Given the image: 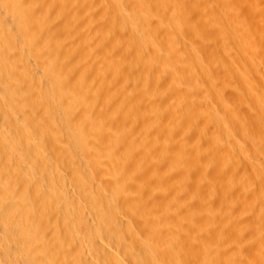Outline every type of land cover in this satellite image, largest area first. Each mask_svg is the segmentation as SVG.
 Listing matches in <instances>:
<instances>
[{
	"label": "bare ground",
	"instance_id": "6f19581e",
	"mask_svg": "<svg viewBox=\"0 0 264 264\" xmlns=\"http://www.w3.org/2000/svg\"><path fill=\"white\" fill-rule=\"evenodd\" d=\"M50 1L51 0L48 2L46 0L44 3L48 4ZM72 1L77 4H82L84 2L81 7L85 6V9L82 10L81 14L86 13L90 7L87 6L86 0ZM89 1L87 0V3L90 5L92 2ZM106 1L98 0L96 2L97 4H94L100 13L102 11L103 15H101L103 17L108 15L109 17L113 10L111 15L112 19H118V17L119 19L123 18L125 13L122 10L114 9L112 6L110 12L109 7L104 4ZM114 1L117 2L118 0ZM137 1L127 0L126 2L129 3L130 9L128 7V11L131 10L130 14L132 12L134 15L136 14V16H133V14L131 16L136 17V20L140 18L139 16H142L141 23L143 22V16H145L147 20L145 21V26L146 23L149 25L148 22L152 21L150 22L151 25L154 24L159 28L160 31L158 29L156 30L157 32L159 31L157 35L162 36L161 39L164 41L161 39L157 40H161L160 42L162 43L165 42V48L162 47V43L158 42V44L155 39L156 43L161 46L163 50H166L165 52L168 55H166L167 58H170V60L176 58L174 61L179 62L178 67L172 68V72L169 69L171 78H176V75H179L182 71L183 66H186V69H190L189 65L195 63L194 61L192 63V59L200 63V66H198L199 63L197 65L196 62V66L198 67H196V71L199 67H201V72L205 71L206 68H203L201 65L202 57L198 53L195 45L198 36L203 33L200 37L201 39H204V37L206 38L204 39L205 41L201 43L204 44L205 47L203 45L201 46L205 49L201 50L203 47L199 49L200 51L209 52V56H207L210 58V61L212 60L217 63V61L221 62L222 58L224 63H227L230 67L228 68V65H226L227 69H231L232 73L234 72L236 76L241 69L240 66H242L243 70L251 77L257 78L263 83L261 87L257 88L248 80H242L241 78L243 77L239 74L238 77L240 81L245 84L249 93L250 103L234 104L232 106L226 103L227 99L226 96H224L226 94L222 93L220 88V92L222 93L220 94L221 96L218 94V91L217 93L213 91V88L211 90L216 93H214L215 95L209 90L211 91L210 94H213L214 97L210 94L208 95L207 92V94L201 93L200 90V94L197 95L196 89L195 95L192 93L190 94V91L186 93L184 91L185 88L183 92L186 94L182 93L179 88V95L175 93V97L179 96L178 100L181 102L180 104H182L181 106H183V110L188 117H190L192 113L202 114L203 108H206V111H208L209 115L212 117L201 118V123L198 124L192 123L190 118L186 117L183 118L186 122L181 120L182 123H173L172 128L169 130V139H174L176 137L181 139L180 147L179 145H177L178 147H174V149L172 147L171 151H173L172 153L174 154L173 158L176 157V161H178L180 165H188L185 168H189L187 169L189 174L192 172L190 171V164L196 168L193 162H197L198 160L200 164L201 162L203 164L206 161H200L202 156L199 157V150H201L200 146L203 145V142H208V148H210V151L208 149L209 152L213 149L215 150L211 152L212 157L213 153L217 152L216 150H218V152L221 150L220 148H214V143L210 139L208 132L206 134V130L208 129L205 131L202 130L204 125L211 121L214 126L220 127L221 122L218 118L221 113L224 115L225 119L224 128L229 132L233 131L241 135V139L244 140L239 147V151H236L237 147L235 149L233 148V150H235L234 153L232 151L227 154L226 157L224 156V159H222L221 156L220 158L218 157L221 160L216 158V160L219 161H213L215 163H213L214 166H212L214 167V171L216 169L217 173H221V175L220 177L219 175L217 176V173L214 174L216 171L214 172L210 169L213 172L210 173L213 175V180L211 178V181L220 184V186H218L219 184L217 185L218 190L208 195L209 197L211 196V200L205 203L206 205L208 204V211L212 216L206 214L207 212L205 213L206 215L204 214L207 207L203 206L205 194H201L202 196L198 195L199 197H203V204L201 200L200 203L199 201L196 202L197 200H190V203L186 200L185 195L191 189H188L190 185L188 184V186L186 183L188 179L184 180L186 186L184 185L183 187L181 185L182 188H180L181 186L179 187V183L177 184V179L182 180L188 173L185 172V168L182 169V174L186 173L185 175L183 174L184 176L181 174V170H179L178 172L182 175L181 178H179L180 174H178L177 179L173 178V180H176V183L174 182L175 184H171H173V187L174 185L177 186L174 187V190L170 188L172 190L171 192L174 193L171 194L167 192L168 195L171 194V196H165L169 201L167 200L165 203L163 199V202L167 204L166 206L169 212L172 211V209L181 212L182 215L179 216L180 213L178 215L181 219L178 218V220L175 221L178 217L177 214H175L177 212L174 213L176 217L173 215L175 219L171 220L169 219L171 214H166L164 213L165 211L162 213L161 211V208L163 209L165 205L161 202L163 206H159L162 200H160L161 194H164L161 193V191L163 192L164 190L163 184L168 190L167 183L171 182L168 179H172V175L175 174L170 175L169 173L170 178L168 176L164 178L165 184L162 180L163 177L161 178L159 176L161 175V173H159L161 172L159 166L157 172L152 168L161 154H165L164 152L168 150V148L163 149V147H160L161 142H159L160 140L157 132L161 129L158 131L156 130L158 127L157 122L161 120L157 119L158 113L155 108L158 110L159 104L163 106L164 103L160 101L158 106H156L157 103L155 101L157 100L159 102L158 98H160L156 96L157 99L154 101L156 107L154 108L153 105L150 104V101L149 104L152 105V107L146 106V108L151 107V109H146L143 116H141V118L143 117V121L140 120L142 129H139V127L136 128L135 125L136 122H139L137 116L140 115V113L136 116V110L130 104V99L128 100V106H126L128 101L126 102L123 96L115 97V94L112 93L113 90L117 89L115 86L121 82V79L125 78L122 73L123 70L120 67L125 58H133L132 55L134 54L138 56L136 53L139 51L134 53L137 51L138 47H136V50L131 47L133 52L131 50L132 54L129 56L130 46L136 40L133 38L134 41L132 42V39L129 38L128 33L125 31V35L128 37L126 38L123 35V39H125L124 44H121L122 46L115 51V56H112V58L114 57L113 65H115V69L120 67L122 72L118 74L123 76L120 82H116L117 84L114 85V89L111 88L110 90V85L108 83L110 81L106 82L105 80L102 84L97 82V85L86 88L83 86V88L78 85V83L77 85L71 84L70 79L65 77L67 74L65 76L51 75V73L56 74L55 72L60 68L59 66H57L58 68L55 67L57 64H60L59 62H56V65L53 61L52 63L48 62L50 68L51 64L53 66L55 65L53 67L55 71L53 72L51 70L50 75H46V71L43 72L44 69L42 65H40L42 66L40 70H36V68L32 69L28 64V59H31V57L30 54L28 55L27 53L35 49L36 43L34 44V42L31 41V37H28L30 40L25 39L23 36L24 34L21 35L18 29L25 24L27 20V11L31 9L34 12L40 13L39 17L41 18V23L39 27L37 26L38 32H48L47 19L49 18L46 19V15L48 16L49 14L43 12V10L47 9V5H43L45 6L43 9L41 5L42 1L39 0H0V264L192 263V260V262H187V258H184V255L188 254L185 252L188 249L185 245H188L189 248L193 250L195 257L192 259L194 261L197 260V262L199 261L198 263L193 262V264H202L201 261L204 260V257H199L201 256L199 253L203 249L206 251H202L204 254L212 253L216 258H221L224 264H264V244L261 237L259 235L257 236V232H255V227H257L256 224L258 225L260 220L264 221V219H261V211L264 210V204L263 202H256V198L251 199V201L248 193L253 190L252 182L254 184L258 181L257 183H262L264 187V53H262L263 58L261 59L256 56V50L264 52V0H237L238 3L234 0H145L146 3L141 1L145 3L141 8L136 6L138 5ZM111 2L109 1L110 5H112ZM140 3L139 5H141ZM51 4H53L52 1ZM86 7L88 8L86 9ZM122 8L120 7V9ZM57 9L58 8H56V10ZM89 9H92V7ZM52 13L53 15L51 18L54 16L55 11ZM78 13L79 16L82 17L80 11ZM100 13L96 14L98 15ZM55 14H57V12ZM130 14L127 13L125 15L130 17ZM35 16L37 15L35 14ZM68 16L70 15L68 14ZM99 16H95V19ZM92 17L93 15L91 14V16L86 18L84 21L86 22V26L90 23H87V20L90 19L91 21V19H93ZM66 18L65 15L61 13L58 14L57 19L61 22V26L62 22L66 23ZM83 19L81 18V21ZM106 19L107 21H111V19L107 17ZM129 19H131V17L128 18L127 21H129ZM49 20L48 22H50ZM81 21H79V23ZM104 21L105 27H103V29H106V24L109 23ZM116 22L122 24V19ZM129 23L126 22L123 25ZM86 26L83 25L84 29ZM98 26L100 25H97V27ZM108 26L110 25H107V29ZM121 26L122 25H120V27ZM88 27L86 28L87 31L89 29ZM56 28H58V26H56ZM210 28L213 29H211L212 34H215V30L219 28L221 29L222 35L223 32H226V36L224 37L223 35L220 36V38L219 35L218 38L212 37L213 35L211 36L210 33H208ZM234 28L237 31L236 34H238V37H235V39V31H233L234 36L232 35L233 33L231 34V30ZM126 29L128 30V28ZM144 29L145 27L143 30ZM122 31L124 34V29ZM139 31H141V28ZM106 32L103 33L104 42H109L112 38H115V36L112 37ZM109 32L108 30V33ZM135 32L138 31L135 29ZM30 33L31 31L28 32V35ZM56 33L55 35H57V37L52 36L55 40L54 42H56L55 37L57 39L59 38ZM58 33L60 34V32ZM94 33L95 32H93V34ZM38 34L33 38H36V36L38 37ZM143 34L144 36L142 37ZM143 34L141 37L145 39L146 35L145 33ZM82 35L87 37L83 38V40L88 39V35L84 33ZM132 35H134V33ZM136 36L134 35L133 37ZM49 37L51 36L49 35ZM130 37L132 36L130 35ZM139 40H141V38ZM148 40L147 38V41ZM151 40H149L150 43H153ZM60 41L63 42L61 38L57 40V42ZM79 42L80 41H78V43ZM95 43L96 41L92 44ZM111 43L113 44V42ZM18 44L23 53L27 52L26 54L30 58L25 60L22 57L25 53L21 54V52L17 51L16 45ZM67 44L69 46V43ZM149 44L146 43L143 47H141L142 44L139 46L144 49L146 48L145 46L149 47ZM234 44L238 47H234ZM71 45L77 46L75 44ZM47 46H49V44H47ZM50 47L54 54L55 51L61 50V45L59 43L51 45ZM45 48L46 47H44V49ZM235 48L237 51L233 53L232 50ZM49 49V47L48 50L47 48L45 49L46 54L47 52L49 53ZM87 49L85 48V51ZM100 49L98 50L102 52L103 50ZM62 50L65 51L63 52V57L60 55L62 59L61 57L58 58L61 59V63L63 64L67 60V55L64 53L68 54L66 51L70 50V48L68 47L66 50V45L65 47L62 45ZM141 50L140 52H142ZM149 50L150 55L149 52L148 54L145 52L148 56L145 58L146 61L148 58L149 61L152 60V62H154L153 60L156 56L152 59V55L157 54L161 58L165 55V52H162L163 50L159 51V48L157 49L158 51H156V49L151 50L150 48ZM226 50H230L232 53H227L228 59L225 58V61L221 53ZM85 51L82 50L78 52L81 59L89 54H86ZM151 51H154V54ZM9 52L12 53L13 57H11ZM104 52L107 53V51ZM70 53L71 52H69V54ZM27 55L25 56L28 57ZM35 55L37 56V54ZM101 55L102 54L98 55L99 58ZM172 55L175 56V58ZM76 56L77 55H75V58H77ZM170 56H172V58ZM10 57L14 59L11 60ZM203 58L206 59V57ZM103 59L106 60L104 57ZM37 60L39 59L37 58ZM131 60L134 61V58ZM144 60H141L142 63H144ZM209 60L207 64H209ZM48 63H44L45 68L49 67ZM97 63L99 64V62L96 61V65ZM221 64L215 65V68L212 69L213 73H210L214 75V72H217L218 68L216 66H221ZM144 65L146 64L144 63ZM172 65H174V63ZM223 65L222 68L225 67ZM193 66H190L191 70ZM208 66L209 65H207V67ZM211 67L213 66L211 65ZM95 68L92 70L96 73ZM139 68H143V66ZM144 68L141 69L142 72H144ZM222 68L220 67L221 70ZM104 69L106 68L104 67ZM104 69L101 71H105ZM115 69H113V72L117 73L119 70ZM45 70L49 72L48 70L50 69ZM124 70H128V68ZM130 71L132 73L135 72L133 70ZM185 71L187 74V70L183 69V73ZM223 71L224 70L221 72ZM131 72L130 74L132 76H138L137 70L134 73H137V75ZM191 72L188 71L189 74H191ZM198 72L200 73L199 70ZM205 72L207 76L210 74L207 71ZM102 73L103 75L105 74L104 72ZM112 74L111 72L110 74L108 73L109 76ZM211 74L210 78L213 79ZM205 76L206 75H204L203 78L210 80L209 77ZM216 76L218 75H215V78ZM114 77L115 76H113V78ZM171 78H169V80ZM187 78H189L188 75ZM191 78L192 77L189 79ZM173 79L174 78L171 80ZM193 79H195V77ZM88 80L93 81L91 78H88L85 84H88ZM99 80L101 82L102 79L98 78L97 81ZM107 80H110L108 76ZM126 80L128 81L127 77ZM178 81L179 80L175 82L179 84ZM111 82L113 83V79H111ZM212 83L214 85V82ZM120 84H122V82ZM189 85L190 84L187 86ZM117 86L119 87V84ZM124 88L123 90H126ZM139 91L141 92L140 87ZM127 92L130 93L128 89L126 90V93ZM140 92L139 95L137 94L140 96L139 98H141L140 94H143V91ZM126 93L125 95H127ZM171 93H173V91L170 89L168 94L171 95ZM144 95L145 94H143V96ZM172 95V99L175 98L174 95ZM134 96H132V98ZM150 96L152 95H149V97ZM135 97L133 100L139 102L140 99L137 100L138 97ZM143 100L145 99H142V101ZM174 100L171 103L175 105L176 99ZM145 101L142 104H144ZM140 103L141 102H139V105ZM143 106L144 105L140 107ZM165 107H168V105ZM153 108L155 111H152ZM109 109H113V111ZM144 109H142V111ZM70 110L77 113V117L71 113L70 121L71 119L74 121L73 127L71 125L72 128L68 125V122L67 124L66 122L63 123L64 120L62 121V118H60V120L58 119V117L63 116L64 113L66 115V112ZM110 111L111 113L109 114ZM182 114L183 113H181L180 116H182ZM177 120H179V118ZM183 123H186L187 125H185L187 127L184 126ZM191 139H196L195 142L197 145L191 144L192 146H189V141L192 143ZM234 144H236V142L232 144V147H234ZM19 147H23L24 151H21ZM162 149L164 152L162 151L163 153L159 156V150ZM218 152L217 154L220 156L221 153L219 152V154ZM196 162L195 164L198 163ZM199 169H201V167ZM170 170H172V168H170ZM165 171H167V169ZM202 171L203 170H200V172ZM197 172L199 173L198 170ZM222 175H224V178L226 177V181L223 183L220 182ZM215 176L216 179H218L217 182H214L216 181ZM198 180L196 178V181ZM221 181L223 180L221 179ZM216 184H214V186ZM198 187L196 186L195 189ZM170 189L168 190L169 192ZM207 189L206 191L200 190L206 193ZM192 190L193 189H191V193H189L194 195ZM196 191L197 193L199 192L198 190ZM209 191L210 190H208V192ZM127 194H129L130 197L127 198L126 202V199L124 200L123 198L126 197ZM188 194V198L191 199L192 196L189 197L190 194ZM208 196L207 198H209ZM250 197L252 198L253 196L251 195ZM207 198L205 197V199ZM159 207L161 213L158 210ZM164 209H166V207ZM119 213H122V215ZM256 230L258 231L259 229ZM254 244L261 246L262 249H258ZM183 247H185V251L182 250ZM182 251H184V253ZM195 252H199L198 257L202 259L201 261L199 258H196L197 255ZM120 256L127 262H124ZM187 256L189 257L191 254L189 253ZM219 258H217L219 263L215 259H213V262L215 260L216 262L214 263L220 264L221 261ZM210 259H212V257ZM209 264L212 263L210 262Z\"/></svg>",
	"mask_w": 264,
	"mask_h": 264
},
{
	"label": "rangeland",
	"instance_id": "374dc122",
	"mask_svg": "<svg viewBox=\"0 0 264 264\" xmlns=\"http://www.w3.org/2000/svg\"><path fill=\"white\" fill-rule=\"evenodd\" d=\"M39 1H42V3H41V5H42V8L44 9V7L46 6L47 7V9H45V10H43V12L45 13L46 12V14H49L48 16L46 15V19L47 18H49V19H47V30H48V32H50V33H48L47 31L45 32V33H39L38 32V27H39V24L41 23L40 21H41V18L39 17L40 16V13H38V12H34L33 10H31V9H28V11H27V20H26V22H27V24H28V22H29V24L27 25L26 24V22H25V24L22 26V27H19V33L21 34V35H23L24 36V38L25 39H27V40H30L31 39V41L32 42H34V44H35V49L34 50H32L31 52H24L25 53V55H29L30 54V57H31V59H28L29 60V66L30 67H32V69H35L36 68V70L38 69V70H40L41 69V67L44 69H42L43 70V72L44 71H46V75H50V71L52 70L53 72L55 71L54 70V66L57 64L56 62H59L60 64L58 65H56L55 67L56 68H58L57 66H59L60 68H58L57 69V71L55 72L56 74H54V73H51V75L53 74V75H63V76H65L66 74H67V76H65L66 78H69L70 79V83L71 84H75V85H77V83H78V85H80L81 87H91L92 85H97L98 83L99 84H102L103 82H104V80L106 81V82H108V81H110V82H108L109 83V85H110V90H111V88H115V87H117V89L116 90H113L112 91V93L113 94H115V97H118V96H120V97H122L123 96V98L126 100V102L129 100V101H131V102H135V100H133V98L135 97V98H137L138 97V99L137 100H139L140 99V101L139 102H141L140 103V105H139V102H135L134 104L133 103H131L130 102V104L134 107V109L136 110V116H137V114H139L140 113V115H138L137 117V120H139V122H136V125H135V127L137 128V127H139V129H142L141 127H142V125H141V122H140V120H142L143 121V117L141 118V116H143V113L145 112V110L147 109V110H149V108L151 109V107H152V105H153V107L155 108L156 106H158V103H160V101H161V103H164V105L162 106V105H160L159 104V108H158V110H157V108H155V110L157 111V113H158V118L157 119H160L161 121L159 122H157V128H156V130L158 131L159 129H161V130H159V131H161V132H157V134L159 135V142H161L160 143V147H163V149H165V148H168V150L166 151V152H164V150L162 149V150H159V156H160V154L161 153H165V154H161V156L159 157V159H157V162L155 161V163H154V166H152V168L153 169H155V171L157 172L159 169H160V171L161 172H159V173H161V175H159L161 178H162V180H163V182H164V178L165 177H169L170 178V175H172V174H177V175H172L173 177H172V179L170 180V179H168L169 181H171V182H168L167 183V186H168V190L171 188L172 190H174V187L175 186H177V185H174V187H173V184H175L176 182V180L175 179H177V177H178V174H180L178 171L179 170H181L180 172H181V174H182V169L183 168H185V167H187L188 165H180V163L178 162V161H176L177 159H176V157H174L173 158V156H174V154L172 153L173 151H171L172 150V147H173V149H174V147H178L177 145H179V147H180V138L179 137H176V138H174V139H169L168 138V133H169V130L172 128V124L174 123V124H176L177 122H181V120H183V122H186L183 118H186V117H188V115H186V113L184 112V110H183V106H181L182 104H180L181 102H179V100H178V97H175L176 96V94L177 95H179V89H180V91L182 92V93H189V91H190V94L192 93L193 95H195L194 93H195V89H196V94L198 95V94H200V91H201V93L203 92L204 94H207L208 93V95L210 94V92L212 91L211 89L213 88V91H215L216 93H217V91H218V94L220 95V94H222V93H224V94H226V95H224V96H226V99H227V101H226V103L227 104H229L230 106H232V105H237V104H243V103H250V98H249V93H248V91H247V89H246V87H245V84L243 83V82H241L240 81V78L238 77V75L240 74V76L241 77H243V78H241L242 80L244 79V80H248L250 83H252V84H254L257 88L258 87H261V85H263V83H261L257 78H253V77H251L245 70H243V68H242V66H240V70H239V73H238V75L236 76L235 74H234V72L232 73V70L231 69H227V66L226 65H228L227 63L225 64L224 63V61L222 60V58H221V62H222V64H221V62H219V61H217V63L220 65L221 64V66H216V67H218L217 68V72L215 71L214 72V75L213 74H211V73H213L212 71V69L213 68H215V65H218L216 62H214V61H210L209 59L210 58H208V56H209V52L208 51H200V49L199 48H201V47H203L204 46V44H201V43H203L202 41H205L204 39H206L205 37H204V39H201V37L200 36H202V34L203 33H201V35L200 36H198V39H197V43L195 44L196 45V48H197V50H198V53L201 55V57H202V61H201V65L203 66V68H206L205 69V71H207L208 73H210L212 76L211 77H213V79L212 78H210V74H208V76H207V74H206V72L204 71H202L201 72V70H200V68L201 67H199V71H200V73L198 72V70L196 71V60L195 59H192V63H193V61L195 62V63H193L194 64V66H193V64H191V62H190V64L191 65H189V68L190 69H186L187 67L186 66H183V68H182V71L180 72V74L179 75H176V78L175 77H172V78H174L173 80H171L172 78H171V73H169L171 70L173 71V69L172 68H175V67H178V64H179V62H176V61H174L176 58H175V56H173L175 59L173 60V59H171L170 60V58H167L166 57V50H163L162 49V47H164V44H165V42H160L162 39H161V37L162 36H158L157 34L159 33V28L156 26V25H154L153 23V25H151V23L150 22H152V21H150V22H148L149 23V25L146 23V26H145V21H147L146 20V17L145 16H143V22L141 23V21H142V16H139L140 18L139 19H135L136 17H133V16H136V14L134 15V13L132 12L131 14H130V12H131V10H129L128 11V7H129V3H126L127 2V0L125 1H123V0H118L117 2H115L114 0L112 1V0H108V1H106V0H104V1H106L104 4L105 5H107V7H109V10H110V12H111V10L112 9H110L111 8V6L114 8V9H119V10H122L125 14H127V13H129L130 14V17H131V19H129V21H127L128 20V18H130V17H127L125 14H124V16H123V18H120L119 19V17H118V19L119 20H121L122 19V24L121 23H117L116 21H118L119 22V20L117 19V18H115V19H112V13H113V10H112V12H111V15H109V17H108V15H105L104 17L102 16L103 14H102V11H101V13L98 11V9L96 8V5H94V4H97L96 2L98 1V0H90L92 3V6H91V4L89 5V3H87V0L85 1L86 2V4H87V6L89 7H92V9H89L88 7H86V9L88 8V10H87V12L86 13H84V14H81L82 13V10L83 9H85V6L82 8L81 7V5L82 4H84V2L81 4V3H76V2H73L72 0H55V1H53V0H51L52 1V3L53 4H51V1H50V3H44L46 0H39ZM48 2H49V0H47ZM70 1H71V3H70ZM89 1V0H88ZM89 1V2H90ZM109 1L112 3V5H110V3H109ZM121 1V2H120ZM132 1H135V0H132ZM137 1V0H136ZM141 1H143V2H145V0H138L137 2H138V5H136V6H139V8H141L143 5H145V3H143V2H141ZM146 1H148V0H146ZM234 1H236L237 2V0H234ZM73 2V3H72ZM141 2V3H140ZM59 3V4H58ZM122 3V4H121ZM125 3V4H124ZM134 3V2H133ZM136 3V2H135ZM139 3L141 4V5H139ZM143 3V4H142ZM238 3V2H237ZM71 4H73V5H71ZM137 4V3H136ZM43 5H45V6H43ZM60 5V6H59ZM62 5V6H61ZM64 5V6H63ZM69 7H68V6ZM123 5V6H122ZM49 6H50V8H49ZM57 6V7H56ZM71 6V7H70ZM95 6V7H94ZM120 7L122 8V9H120ZM49 8V9H48ZM56 8H58L57 10H56ZM62 10H61V9ZM138 8V7H137ZM125 11H124V10ZM127 9V10H126ZM129 9H130V7H129ZM31 10V11H30ZM70 10V11H69ZM73 10V11H72ZM95 10H96V12H95ZM55 11V13L57 12V14H55L54 13V16H55V18L57 17L58 18V14H62V15H65L67 18H66V20L68 21H65L66 23H64V22H62V26H61V22L56 18H54V16L51 18V16L53 15V13L52 12H54ZM80 11V14H81V16L82 17H80L79 16V12ZM30 12V13H29ZM48 12V13H47ZM84 12H85V10H84ZM32 13V14H31ZM38 13V14H37ZM50 13H51V15H50ZM96 13H100V14H96ZM0 14H1V12H0ZM35 14L37 15V16H35ZM68 14L70 15V16H68ZM91 14L93 15V19H91V21H90V19L89 20H87V23H89L87 26H86V22H84L85 20H86V18L87 17H89V16H91ZM96 14V15H95ZM102 14V15H101ZM133 14V16H131ZM99 16V15H101V16H99V17H102V18H97L96 17V19H98V20H96L95 19V16ZM50 16V17H49ZM39 17V18H38ZM80 17V18H79ZM106 17L108 18V19H111V21H107V19H106ZM132 17H133V19L135 20V22H134V20L132 19ZM145 17V18H144ZM37 18V19H36ZM81 18L83 19L82 21H81ZM126 18V19H125ZM138 18V17H137ZM53 19H54V21H53ZM70 19V20H69ZM96 21H95V20ZM104 19H105V21H104ZM125 19V20H124ZM141 19V20H140ZM48 20L50 21V22H48ZM95 22H94V21ZM114 20V21H113ZM126 21V22H130L129 24H125V25H123L124 23H126V22H124V21ZM131 20V21H130ZM133 20V21H132ZM140 22H139V21ZM79 21H81L80 23H81V25H80V23H79ZM103 21L104 22H106L107 21V23H109V24H106V29H107V25H110V26H108V29L106 30V29H103V27H105L104 26V23H103ZM82 22H83V24H82ZM121 22V21H120ZM139 22V23H138ZM50 23V24H49ZM68 23V24H67ZM73 23V24H72ZM99 23V24H98ZM102 23H103V25H102ZM116 23H117V25L118 24H120V25H122L121 27H120V25H116ZM136 23V24H135ZM34 24V25H33ZM55 24V25H54ZM77 24H78V26H77ZM25 25H26V27H25ZM59 25H60V27H59ZM80 25V26H79ZM83 25L84 26H86L85 27V29H84V27H83ZM97 25H100V26H98L97 27ZM137 25H138V27H137ZM33 26H35V27H33ZM38 26V27H37ZM51 26H52V28H51ZM54 26V27H53ZM56 26H58V28H56ZM89 26V27H88ZM102 26V27H101ZM114 26V27H113ZM116 26V27H115ZM135 26H136V28H135ZM140 26V27H139ZM152 26V27H151ZM89 28L88 29V31H87V29L86 28ZM100 27V28H99ZM128 28V30L126 29V28ZM133 27V28H132ZM145 27V29L143 30V28ZM80 28V29H79ZM81 28H83V29H81ZM121 28H123L124 29V34L122 33L123 31V29H121ZM141 28V31H139V29ZM213 28V27H212ZM212 28H210V30L208 31V33H210V35L212 36V37H216V38H218V35H219V38H220V36H223L224 35V37L226 36V32H223V35H222V32H221V29H219V28H217V30H215L216 32H214L215 34H212V30L214 29H212ZM31 29V30H30ZM51 29V30H50ZM53 29V30H52ZM111 29V30H110ZM129 29H130V31H129ZM131 29H133V30H131ZM135 29H136V31H138V32H135ZM159 30L158 32L156 31V30ZM212 29V30H211ZM50 30V31H49ZM55 30V31H54ZM104 30H106V31H104ZM108 30L110 31L109 33H108ZM148 30V31H147ZM29 31H31V35L29 34L28 35V32ZM60 32V34L58 33V32ZM125 31H126V33H128V36H129V38H131L132 39V42L134 41V40H136L137 41V43H136V41L135 42H131L132 43V45L130 46V54H129V56L132 54L131 53V50L132 49H134L135 48V50H136V47H138V49H137V51H135L134 53H136V52H138V53H136V54H138V56L136 57L135 56V54L134 55H132V57L134 58V61L133 60H131V59H133V58H131V57H126L125 58V60L123 61V63L121 64V68H122V70H123V72H122V70H121V68L120 67H118V68H116L115 69V65H113V60H114V57L112 58V56H115L114 54H115V51L119 48V47H121L123 44H124V42H125V39H123V35L126 37V33H125ZM127 31H129V32H127ZM132 31H133V33H134V35L136 36V34H137V36L136 37H133L134 35H132L133 33H132ZM146 31V32H145ZM233 31H235V34L237 33V31H236V29L234 28L233 30H231V34L234 36V32ZM57 32V33H56ZM87 32V33H86ZM93 32H95L94 34H93ZM104 32H106L107 34H109L110 36H112V37H114L115 36V40L113 39H111V41H107V42H104L103 41V33ZM156 32V33H155ZM34 33V34H33ZM39 33V34H38ZM54 33V34H53ZM55 33L56 34H58V39H62V41L63 42H57V35H55ZM76 33V34H75ZM85 34V35H88V39L86 40V39H84L83 40V38H87L86 36H84V35H82V34ZM91 33V34H90ZM131 33V34H130ZM141 33V34H140ZM143 33H145V35H146V37H145V39H143L142 37L144 36V34ZM147 33V34H146ZM155 33V34H154ZM162 33V32H161ZM5 34V33H4ZM27 34V35H26ZM38 34V37L36 36V38H33V37H35V35H37ZM143 34V35H142ZM43 35V36H42ZM49 35L51 36V37H49ZM130 35L132 36V37H130ZM141 35H142V37H141ZM154 35V36H153ZM160 35H162V34H160ZM209 35V34H208ZM215 35V36H214ZM238 34H236L235 36H234V39H235V37L237 38L238 36H237ZM43 38H42V37ZM54 36H56L55 37V39H56V42H54L55 40H54V38L53 37ZM80 36V37H79ZM127 36V37H128ZM205 36V35H204ZM27 37V38H26ZM28 37H31L30 39L28 38ZM49 39H48V38ZM124 37V38H125ZM126 37V38H127ZM153 37V38H152ZM157 37V38H156ZM41 38V39H40ZM46 38V39H45ZM51 38V39H50ZM67 38V39H66ZM90 38V39H89ZM122 38V39H121ZM133 38H134V40H133ZM136 38V39H135ZM141 38V40H139ZM147 38L149 39V40H151V42H153V43H150V41L148 40L147 41ZM203 38V37H202ZM33 39H34V41H33ZM64 39V40H63ZM77 39H79V40H77ZM97 39H99V40H97ZM143 39V40H142ZM155 39H156V41H157V43L159 42V43H162V47L161 46H159L157 43H156V41H155ZM157 39H161V40H157ZM83 40V41H82ZM122 40V41H121ZM154 40V41H153ZM74 41H75V43H74ZM76 41H77V43H78V41H80L78 44L76 43ZM94 41H96V43L95 44H92ZM97 41H98V43H97ZM141 43L142 41V46L141 47H143L146 43H150L149 44V47L148 46H145L146 48H144V49H142L139 45H141L139 42ZM162 41H164V40H162ZM41 43V45H40V43ZM45 42V43H44ZM48 42V43H47ZM103 42H104V44H103ZM111 42H113V44L111 43ZM155 42V43H154ZM57 43H59L60 45H61V52L60 51H55V54H56V52H57V54L55 55L54 54V52L52 51V49H51V45H56ZM66 43V44H65ZM67 43H69V46H68V44ZM84 43V44H83ZM106 43V44H105ZM139 43V44H138ZM205 43V42H204ZM235 43V42H234ZM47 44H49V46H47ZM71 44H75V45H77V46H74V45H71ZM101 45V47H100V45ZM122 44V45H121ZM152 44V45H151ZM235 44H238L237 42L235 43ZM235 44L233 45L234 47H238L237 45L235 46ZM39 45H40V47H39ZM45 45V46H44ZM62 45H63V47H65V45H66V50L68 49V47L70 48V50H67L66 52L68 53V54H66V53H64L65 55H67V60H66V62H64L63 64L61 63V59H62V57H63V52H65V51H63L64 50V48H63V50H62ZM104 45V46H103ZM156 45H158V46H156ZM199 45H200V47H199ZM201 45H203V46H201ZM42 46V47H41ZM81 46V47H80ZM83 46H84V48H83ZM44 47H46L47 48V50H48V47L50 48L49 49V53L47 52V54H46V52H45V49H44ZM80 47V48H79ZM131 47H133L132 49H131ZM152 47V48H151ZM154 47V48H153ZM205 47V46H204ZM201 48V50L203 49H205V48ZM16 48H17V51L18 52H21V54L23 53V51H22V49H21V47H20V45L18 44V45H16ZM39 48V49H38ZM78 48H79V50H78ZM85 48L87 49L86 51H85ZM101 48V49H100ZM149 48L152 50H155L156 49V51H158L157 49L159 48V51H161V50H163L162 52H165L164 54V57L163 58H161L160 56H158L157 54L156 55H152V59H153V57H155L156 56V58L158 59V61H157V59L155 58L153 61L154 62H152V60L151 61H149L148 60V58H147V61H146V53L148 54V52L150 51L149 50ZM165 48V47H164ZM240 48V47H239ZM42 51H41V50ZM98 49H100V50H103L102 52H100ZM142 49V50H141ZM21 50V51H20ZM38 50V51H37ZM77 50V51H76ZM85 51L86 52V54L87 53H89V54H87V56H85V57H83L82 59H81V56L80 55H78L79 53L78 52H80V51ZM140 50L142 51V52H140ZM39 51H41V52H39ZM88 51V52H87ZM90 51V52H89ZM104 51H107V53H105ZM228 51V52H227ZM233 51V53L234 52H236L237 51V49L235 48V49H233L232 50ZM37 52V53H36ZM53 53V55H52V53ZM69 52H71L70 54H69ZM132 52H133V50H132ZM146 52V53H145ZM153 54H154V51H151ZM206 54H205V53ZM225 52H226V54L228 53H230L231 51L230 50H226V51H224V52H222L221 54H222V56H223V58H224V60L226 61V59H228V54L226 55L225 54ZM10 53V55H11V57H13V55H12V53L11 52H9ZM23 53V54H24ZM27 53V54H26ZM77 53V54H76ZM98 53V54H97ZM113 53V54H112ZM224 53V54H223ZM232 53V52H231ZM230 53V54H231ZM262 53H264V52H260V51H257L256 50V56L259 58V59H261V58H263L262 57ZM31 54H32V56H31ZM35 54H37V56L35 55ZM49 54V55H48ZM100 54H102L101 56H100V58H99V56L98 55H100ZM104 54H106L107 55V57L108 58H110V59H108L107 57H106V55H104ZM260 55V56H258V55ZM25 55H22V57L26 60L27 58H30L28 55V57H26ZM41 55H42V57H41ZM44 55H46V56H48V57H46V56H44ZM62 57H61V56ZM69 55V56H68ZM75 55H77L76 57L77 58H75ZM149 55H150V52H149ZM208 55V56H207ZM40 56V57H39ZM54 56V57H53ZM89 56V57H88ZM110 56V57H109ZM135 56V57H134ZM145 56V57H144ZM168 56V55H167ZM172 56H170L171 58H172ZM11 57H10V59H11ZM26 57V58H25ZM52 57V58H51ZM61 57V59H59V58ZM70 57V58H69ZM73 59H72V58ZM94 57V58H93ZM96 57V58H95ZM103 57L104 58H106V60L105 59H103ZM142 57V58H141ZM144 57V58H143ZM148 57V56H147ZM203 57H206V59H204ZM37 58L39 59V60H37ZM42 59V61H41V59ZM44 58V59H43ZM49 58H50V60H49ZM55 58V59H54ZM91 58V59H90ZM93 58V59H92ZM131 58V59H130ZM207 58H208V60H209V64H207V62H208V60H207ZM226 58V59H225ZM12 59H14V58H12ZM11 59V60H12ZM69 59V60H68ZM75 59V60H74ZM103 61H102V60ZM145 59V60H144ZM166 59V60H165ZM27 60V61H28ZM31 60V61H30ZM35 61V63H34V61ZM46 60V61H45ZM58 60H60V61H58ZM71 60H72V62H71ZM109 60V61H108ZM136 60V61H135ZM141 60H144L143 62L146 64V65H144V63H142V61ZM156 60V61H155ZM169 60V61H168ZM207 60V61H206ZM38 61V62H37ZM52 61H53V63L55 64L54 66L51 64V68H53V69H51L50 68V66H49V63H52ZM70 61V62H69ZM89 61V62H88ZM96 61L97 62H99V64L97 63V65H96ZM102 61V62H101ZM107 61V62H106ZM127 61V62H126ZM132 61V62H131ZM48 63V66L49 67H46L45 68V66H44V63ZM74 62V63H73ZM133 62H137L136 64L135 63H133ZM160 62V63H159ZM204 62H206V63H204ZM210 62H212V63H210ZM30 63H32V64H30ZM39 63V64H38ZM73 63V64H72ZM128 63V64H127ZM143 65H142V64ZM171 63V64H170ZM174 63V65H172ZM177 63V64H176ZM198 63L199 62H197V65H198ZM65 64V65H64ZM106 64V65H105ZM133 64H134V66H133ZM205 64H207V65H209L208 67H207V65H205ZM223 64H225V65H223ZM40 65H42V66H40ZM84 65H86V66H84ZM93 65H95V66H93ZM211 65L213 66V67H211ZM222 65L223 66H225V67H223L222 68ZM40 68H39V67ZM82 66V67H81ZM89 66V67H88ZM114 66V67H113ZM123 66H124V68H123ZM126 66V67H125ZM143 66V68H144V72H142V70L141 69H143V68H139V67H142ZM150 66V67H149ZM190 66H193L192 67V70H191V67ZM198 66H200V63H199V65ZM64 67V68H63ZM93 67V68H92ZM96 67V68H95ZM101 67V68H100ZM104 67L106 68V69H104ZM117 67V66H116ZM131 67V68H130ZM220 67L222 68V70H224L223 72H221L222 70L220 69ZM62 68V69H61ZM69 68V69H68ZM85 68V69H84ZM96 69L95 71H96V73L98 74H96L95 72H93V70L92 69ZM125 68H128V70L130 69V70H133V71H135L136 72V70H137V72H138V76H132L131 74H130V70L128 71V70H124ZM163 68V69H162ZM198 68V67H197ZM225 68V69H224ZM228 68H230L229 67V65H228ZM45 69H50V70H48L49 72H47V70H45ZM67 69V70H66ZM84 69V70H83ZM97 69H98V71H97ZM100 69V70H99ZM105 70V71H101V70ZM111 69H112V71H111ZM113 69H115V70H119L117 73H114L113 71ZM169 69H170V71H169ZM183 69H185V70H187V74H186V71L183 73ZM195 69V70H194ZM210 69V70H209ZM41 70V71H42ZM62 70V71H61ZM121 70V71H120ZM139 70V71H138ZM216 70V69H215ZM221 70V71H220ZM126 71H128V72H126ZM162 71H164V72H162ZM171 71V72H172ZM188 71H192L191 72V74H189L188 73ZM101 72V73H100ZM102 72H104L105 74V76L103 75V73ZM110 72H111V76H109L108 75V73L110 74ZM121 72L124 74L123 76L125 77V78H123V79H121V77H123L122 75H119V74H121ZM135 72H131L132 74H134ZM168 72V73H167ZM225 72V73H224ZM84 73V74H83ZM119 73V74H118ZM141 73V74H140ZM144 73V74H143ZM182 73V74H181ZM218 73V74H217ZM223 73V74H222ZM88 74V75H87ZM115 74V75H114ZM143 74V75H142ZM193 74V75H192ZM198 74V75H197ZM199 74H200V76H199ZM206 75L205 77H209L210 78V80L209 79H207L206 80V78H203L204 77V75ZM70 77H69V76ZM90 75V76H89ZM98 77H97V76ZM134 75H137V73L136 74H134ZM167 75V76H166ZM182 75H185V76H182ZM187 75L189 76V78L190 77H192L191 79H189V78H187ZM196 75H197V78H196ZM202 75V76H201ZM215 75H218V76H216V78H215ZM71 76H72V80H71ZM87 76H89V77H87ZM91 76H95V77H91ZM107 76H108V78H110V80H107ZM113 76H115L114 78H113ZM120 78H119V77ZM140 76V77H139ZM166 76V77H165ZM170 76V77H169ZM184 77V78H182V77ZM79 77V78H78ZM81 77V78H80ZM86 77V78H85ZM97 77V78H96ZM102 77V78H101ZM126 77H127V79H128V81L126 80ZM167 77H169V78H171L170 80H169V78H167ZM180 77H181V79H180ZM195 77V79H193ZM88 78H91V80H93V81H89L88 80V84H85V82H86V80L88 79ZM98 78L99 79H102L101 80V82H100V80L99 81H97L98 80ZM215 78V79H214ZM111 79H113V83L111 82ZM117 79V80H116ZM120 79H121V82H122V84L124 85H122V84H120L121 82H120ZM188 79V80H187ZM198 81H197V80ZM211 79H212V81H211ZM68 80V79H67ZM74 80H76V81H74ZM96 80V81H95ZM123 80V81H122ZM132 82H131V81ZM136 80V81H135ZM171 82V81H174V82H169V81ZM177 80H179L178 81V83L179 84H177V82H175V81H177ZM204 80V81H203ZM218 80V81H217ZM117 81H119L120 83H118ZM126 81V82H125ZM190 81V82H189ZM193 81V82H192ZM216 81V82H215ZM73 82H75V83H73ZM98 82V83H97ZM119 84V87L117 86L118 84ZM125 82V83H124ZM212 82H214V85H213V83ZM218 82V83H217ZM87 83V82H86ZM91 83V84H90ZM97 83V84H96ZM173 83H175V84H173ZM194 83V84H193ZM117 84V85H116ZM172 84V85H171ZM188 84H190L189 86H187ZM218 84V85H217ZM219 84H220V86H219ZM230 84V85H229ZM114 85H116L115 87H114ZM137 85H138V87H137ZM169 85V86H168ZM177 85V86H176ZM202 88H200L199 86ZM210 87H209V86ZM226 85V86H225ZM129 86V87H128ZM172 88H171V87ZM191 86H193V87H191ZM83 87V88H84ZM124 87H128V88H124V89H128V91H130V93L129 92H127L126 93V90H123V88ZM138 89H136V88ZM139 87H140V90H141V92L143 91V94H145L144 96H143V94H140L141 95V98H139L140 96H138L139 95ZM132 89V90H130V89ZM174 88V89H173ZM179 88V89H178ZM184 88H185V90H184ZM197 88H200V89H197ZM203 88H204V91H203ZM210 88V89H209ZM216 88V89H215ZM221 89V92H220V89ZM170 89H171V91H173V93H171V95L173 94H175L174 95V97L175 98H173L172 99V97H171V95L170 94H168L169 93V91H170ZM176 89V90H175ZM175 90V91H174ZM183 90L185 91V92H183ZM200 90V91H199ZM209 90H211V91H209ZM123 91V92H122ZM136 91V92H135ZM177 91V92H176ZM211 92V93H215V92ZM117 92H118V94H117ZM127 94V95H125V93ZM135 92V93H134ZM140 92V93H141ZM147 92H148V94H147ZM207 92V93H206ZM134 93V94H133ZM150 93V94H149ZM185 93V94H186ZM215 93V94H216ZM129 94V95H128ZM138 94V95H137ZM213 94L211 95V96H213ZM214 94V95H215ZM135 95V96H134ZM149 95H152V96H150L149 97ZM172 95V96H173ZM197 95H196V97H197ZM129 96H130V98H129ZM132 96H134L133 98H132ZM143 96V97H142ZM147 96H148V98H147ZM160 97V98H158L159 99V102L156 100L155 101V99H157V97ZM221 96V95H220ZM235 96V97H234ZM127 97V98H126ZM171 97V98H170ZM210 97V96H209ZM214 97V96H213ZM212 97V98H213ZM248 97V98H247ZM133 101H132V100ZM142 99H147L146 101L145 100H143L142 101ZM162 99V100H161ZM170 99H172V100H170ZM174 99H176V103H177V101H178V105L175 103V105L173 104V103H171V102H173V100ZM149 100V101H148ZM152 100H153V102H152ZM129 101L127 102V105L126 106H128V103H129ZM145 101V103L144 104H142L143 102ZM150 101H151V103H150ZM154 101L157 103H154ZM164 101V102H163ZM175 101V100H174ZM166 102H167V104H166ZM152 104V105H150V104ZM149 104V105H148ZM155 104H156V106H155ZM142 105H144L143 107H140V106H142ZM168 105V107H165V106H167ZM146 106L148 107V106H151V107H149V108H146ZM161 106V107H160ZM137 107H139V108H137ZM144 107H145V109H144ZM140 108H142V109H144L143 111H142V109H140ZM154 108L152 109V111H155L154 110ZM163 108H165V109H163ZM167 108V109H166ZM80 109H82V108H80ZM138 109V110H137ZM204 109V110H203ZM202 109V114H197V113H192L191 115H190V117H188V118H190V121L192 122V123H201V118H205V117H211L210 115H209V113H208V111H206V108H203ZM109 110H111V109H109ZM142 111V113H141V111ZM111 111H113V109L111 110ZM111 111L109 112V114L111 113ZM138 111H140V112H138ZM163 111V112H162ZM182 111V112H181ZM166 112V113H165ZM168 112V113H167ZM67 114L65 115V113L63 114V116H65V117H63V116H60V117H58V119L60 120V118H62L61 120L63 121L64 120V122L63 123H65L66 122V124H67V122H68V125L71 127V125H72V127H73V125H74V121L71 119V121H70V117H71V113L73 114V115H75L76 117H77V113L76 112H73L72 110H70V111H67L66 112ZM154 113V112H153ZM165 113V114H164ZM178 113V114H177ZM181 113H183L182 114V116H180L181 115ZM203 113H204V116H203ZM70 114V115H69ZM72 115V116H73ZM208 115V116H207ZM74 116V117H75ZM140 116V117H139ZM179 116V117H178ZM185 116V117H184ZM203 116V117H202ZM220 117L218 118L219 120H220V122H221V125H220V127H216V126H214V124L212 123V121L211 122H208V124H205L204 125V128L202 129V130H206V129H208V130H206V134H207V132H208V135L210 136V139L213 141V145H214V148L215 149H218V148H220L221 150L219 151L220 153H221V155L219 156L218 154H217V152H218V150H216L217 152H214L213 153V157H212V151L214 150H212L211 152H209L210 151V148H208V142L206 143V142H203V145H201L200 146V149L201 150H199V157H201V159H200V161H205V163L207 162L208 163V160H209V163L207 164H205V163H203L202 164V162H201V164H200V162L197 160V164H195V162H193V164L194 165H196V168H194V166L192 165V164H190L189 165V167H190V171H192L191 172V174H189V172L187 171V169H189V168H185L186 169V175H185V177L182 179V180H180V179H177V184L179 185V187L182 185L183 187H184V185L187 183V185L189 184L190 185V187H188V189L189 188H191V189H193L192 190V193L194 192V195H191L190 193V191H191V189H190V195H189V197H191V199H189L188 198V196H187V194L185 195L186 197V200H188V202L190 203V200H197L196 202H198L199 201V203H200V200H201V203L203 204V202H204V205L203 206H207L205 203H208L211 199V196L209 197L208 195H211V193L213 192H215V190H218V186H220V184L219 183H213V181H211V178H212V180H213V175L212 174H210L212 171H214V167H212V166H214V162L215 161H219V160H221V159H219L221 156V158L222 159H224L225 157H226V155L227 154H229L230 152H232L233 151V153L235 152V150H233V148L235 149L236 147V151H239V147H240V145L242 144V142L244 141L243 139H241V135H239V134H237V133H234L233 131L232 132H229L228 130H226L225 128H224V125H225V123H224V115H222V113L219 115ZM67 117V118H66ZM74 117H72V118H74ZM181 117H182V119H181ZM65 118V119H64ZM179 118V120H177ZM212 118V117H211ZM212 120V119H211ZM175 121V122H174ZM182 123V122H181ZM137 124H138V126H137ZM143 124V123H142ZM186 124V123H185ZM184 123H183V125L184 126H186ZM202 124H203V122H202ZM161 128H160V127ZM71 127V128H72ZM187 127V126H186ZM222 129V130H221ZM168 130V131H167ZM192 140V139H191ZM196 141V139H193L192 140V143H191V141H189V146L192 144V145H197V143L195 142ZM178 142H179V144H178ZM236 142V144H234V147H232V144L233 143H235ZM245 144V143H244ZM163 145V146H162ZM173 145H175V146H173ZM191 145V146H192ZM224 145V146H223ZM246 145V144H245ZM19 149L21 150V151H24V148L22 147H19ZM161 149V148H160ZM208 149H209V151H208ZM176 150V149H175ZM161 151V152H160ZM163 151V152H162ZM215 151V150H214ZM202 152V153H201ZM218 152V153H219ZM219 153V154H220ZM232 153V154H233ZM237 153V152H236ZM211 154V155H210ZM203 156H206V157H203ZM225 156V157H224ZM208 157V158H207ZM211 157V158H210ZM219 157V158H218ZM205 158H207V159H205ZM216 158L217 159H219V160H216ZM215 160V161H214ZM214 161V162H213ZM174 162V163H173ZM177 162V163H176ZM183 163V162H182ZM214 163V164H213ZM157 166H156V165ZM200 164V165H199ZM205 164V165H204ZM199 167H198V166ZM201 165H203V166H201ZM155 166H156V168H155ZM158 166H159V169H158ZM181 166H183V167H181ZM174 167V168H173ZM201 167V169H199ZM202 167H203V169H202ZM170 168H172V170H170ZM176 168V169H175ZM167 169V171H165ZM195 169H196V171H195ZM205 169V170H204ZM208 169V170H207ZM210 169H212V171L210 170ZM197 170L199 171V173L197 172ZM200 170H203L202 172H200ZM184 171V170H183ZM215 171H216V169H215ZM214 171V172H215ZM264 171V170H263ZM165 172H166V175H165ZM159 173H157V174H159ZM163 173V174H162ZM169 173H170V175H169ZM193 173V174H192ZM198 173V174H197ZM213 173V172H212ZM217 173V171L214 173V174H216ZM179 175V178H181V176L183 175ZM163 175V176H162ZM183 175V176H184ZM200 175V176H199ZM201 175H203V176H201ZM208 175V176H207ZM219 175V177H220V175H221V173H217V176ZM225 175V174H224ZM224 175H222L221 176V179L223 180V181H221V179H220V182H225L226 180V177L224 178ZM175 176V177H174ZM212 176V177H211ZM226 176V175H225ZM193 177H195V178H193ZM209 179H208V178ZM219 177H217V178H219ZM173 178H175L174 180H173ZM196 178H197V180L198 181H196ZM188 179V180H187ZM193 181H192V180ZM208 179V180H207ZM215 179H216V176H215ZM173 180V181H172ZM184 180H187V182L186 183H184ZM179 181V182H178ZM183 181V182H182ZM191 181V182H190ZM206 181V182H205ZM218 181V179H216V181H214V182H217ZM263 181V180H262ZM175 182V183H174ZM211 182V183H210ZM254 182H255V180H254ZM258 181H256V183H254L253 184V182H252V191L251 192H248L249 193V195L251 196H253L252 198L249 196V198H250V200L251 199H255V201L257 202H260V203H262L263 202V204H264V187H263V184L262 183H257ZM165 183V182H164ZM169 183H170V185H169ZM171 183H173V184H171ZM192 183V184H191ZM197 183V184H196ZM166 184V183H165ZM201 184H202V186H201ZM206 184V185H205ZM214 184H216L215 186H214ZM219 184V185H218ZM188 185V186H189ZM194 185H195V187L197 186H199L198 188H200L201 190H204V191H206V189H207V192L206 193H204V192H202L200 189H195V187H194ZM218 185V186H217ZM260 185V186H259ZM165 185L163 184V188H164V190H163V192L161 191V193H164V194H161V197H160V203H159V206H163L166 202H167V200H168V198H166L167 197V192L168 193H174V192H171L172 190L170 189V192L164 187ZM182 186L180 187V188H182ZM186 186V185H185ZM173 187V188H172ZM201 187H203V188H201ZM207 187V188H206ZM214 187H215V189H214ZM217 187V188H216ZM262 187V188H261ZM205 188V189H204ZM167 191H166V190ZM195 189V190H194ZM213 189V190H212ZM219 189H220V187H219ZM196 190H200L201 191V193H200V191L197 193V191ZM208 190H210L209 192H208ZM165 191V192H164ZM196 192V193H195ZM207 193H209V194H207ZM171 194H169L168 196H171ZM201 194H205V196H204V200L202 199L203 197H199L198 195H200V196H202ZM163 195H164V197L166 198H164L163 197ZM209 197V198H207V196ZM260 196V197H259ZM130 196H129V194H127L126 195V197H124L123 199L125 200L126 199V202H127V198H129ZM163 197V198H162ZM205 197L207 198V199H205ZM261 197H262V199H261ZM200 198V199H199ZM163 199H164V201H165V203L163 202ZM199 199V200H198ZM260 199V200H259ZM202 200H203V202H202ZM262 200V201H261ZM169 201V200H168ZM252 201V200H251ZM125 202V201H124ZM161 202H163V205L161 204ZM167 204H165L164 205V207H163V209L161 208V211H162V213L164 212V213H166V214H171V216L169 217V219H171V220H173V219H175L174 217H176V215L175 214H177V216L179 215V213H180V215L179 216H181L182 214H181V212H179V211H174L173 209H172V211H170L169 212V210H168V208H167V206H166ZM166 207V209H164ZM159 211H160V207H159V209H158ZM168 210V211H167ZM161 211H160V213H161ZM264 210H262L261 211V216H262V218L261 219H264V212H263ZM175 212H177V213H175ZM207 212V213H206ZM175 213V214H174ZM209 214V215H211L212 216V214L208 211V206L206 207V211H204V214ZM119 214H121L122 215V213H119ZM118 214V215H119ZM205 214V215H206ZM173 215H174V217H173ZM120 216V215H119ZM162 216H163V214H162ZM177 217V219L175 220V221H177L178 220V218H180L181 219V217ZM262 220H260L259 222H260V224H259V222H258V225L256 224V226L258 227H255L256 229H259L258 231L255 229V232H257L256 233V235L258 236H260L261 237V240H262V242H263V244H264V221H262ZM179 223V222H178ZM176 224H177V222H176ZM259 237V238H260ZM254 245H256V247L258 248V249H262L261 248V246H259V245H257V244H254ZM185 246H187L188 247V251L186 250H184V248L185 247H183V249L182 250H184L186 253H190L191 254V256H187L188 254H183L184 255V258L186 259V261L188 262V261H193L194 263L195 262H197V260L196 261H194L193 259H194V252H193V250H191L190 248H189V246L188 245H185ZM201 249H203V248H201ZM200 249V250H201ZM205 249H203L202 251H204ZM184 251H182L183 253H184ZM198 252L199 253V255H201V256H199V257H204V260H202L201 258H199L198 257V253H196V255H197V259L199 258V260L201 261V263L202 264H209L210 262L212 263V264H216V263H214V262H218L219 263V260H217V258H219V257H217L216 258V256H214L212 253H209V254H204V252H206V251H204V252ZM191 252H193V253H191ZM202 254H203V256H202ZM210 254H212V255H210ZM208 258H207V257ZM121 257V256H120ZM191 257V258H190ZM212 257V259H210ZM214 257V258H213ZM122 258V257H121ZM193 258V259H192ZM195 258V259H196ZM123 259V258H122ZM189 259V260H188ZM213 259H215L214 260V262H213ZM220 259V261H221V263L220 264H224L223 263V261H222V259L221 258H219ZM123 261L124 262H127V261H125V259H123ZM191 261V262H192ZM193 262L192 263H190V262H188V264L190 263V264H193ZM199 262V261H198ZM197 262V263H198ZM217 263V264H218Z\"/></svg>",
	"mask_w": 264,
	"mask_h": 264
}]
</instances>
